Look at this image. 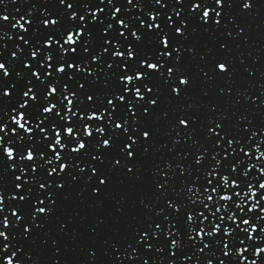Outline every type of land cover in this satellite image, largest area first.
I'll return each instance as SVG.
<instances>
[{
    "label": "snow or ice",
    "instance_id": "1",
    "mask_svg": "<svg viewBox=\"0 0 264 264\" xmlns=\"http://www.w3.org/2000/svg\"><path fill=\"white\" fill-rule=\"evenodd\" d=\"M0 264H264V0H0Z\"/></svg>",
    "mask_w": 264,
    "mask_h": 264
}]
</instances>
